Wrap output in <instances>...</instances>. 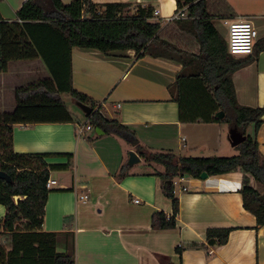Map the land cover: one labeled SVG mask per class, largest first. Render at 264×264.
<instances>
[{"label": "crops", "instance_id": "obj_1", "mask_svg": "<svg viewBox=\"0 0 264 264\" xmlns=\"http://www.w3.org/2000/svg\"><path fill=\"white\" fill-rule=\"evenodd\" d=\"M26 1L1 0L2 18L15 21ZM61 1L69 4L74 0ZM92 1L98 5L151 6L159 12L154 18L159 21L175 15L177 10L176 0ZM223 1L232 9V16L216 19L213 25L225 40L221 33L224 20H250L259 32L254 53L234 57L245 63L232 77L237 101L243 107L264 108V50H259L264 40V0ZM160 37L173 44H177V37H184L192 41V46L180 41L179 47L199 49L193 38L176 25L168 26ZM183 70V64L164 57L147 55L139 59L132 51L114 56L74 48V89L85 94L106 118L127 127L134 138L104 131V135H98L95 127L79 136V127L90 124L84 114L86 123L76 120L72 110L75 123L13 126L15 153L50 155L46 159L49 165L70 163L66 170L51 172L50 178L57 183L48 196L42 230L56 233L57 251L74 255L76 264H264V226L258 227L256 217L244 208L241 171L206 180L184 177L181 186L175 187L179 201L176 228L152 227L154 214L173 215V204L164 194L160 176L164 168L142 173L134 172L136 165H127L129 152L137 153L130 144L132 139L151 152L229 157L219 153H228L224 138L228 140L230 128L227 131L220 123L180 122L174 83ZM0 74H14L18 83L21 75L29 76L31 80H26L24 86L51 79L41 59L12 61L7 72ZM67 100L73 102L72 98ZM247 135L256 137L264 156V116L258 130L251 126ZM66 154L73 155L72 160L58 156ZM143 163L141 158L139 164ZM250 185L257 190L259 186L264 188L252 178ZM84 194L89 196L87 203L79 200ZM5 215L6 209L0 205V233ZM209 229L232 232L225 245L210 246Z\"/></svg>", "mask_w": 264, "mask_h": 264}, {"label": "trees", "instance_id": "obj_2", "mask_svg": "<svg viewBox=\"0 0 264 264\" xmlns=\"http://www.w3.org/2000/svg\"><path fill=\"white\" fill-rule=\"evenodd\" d=\"M1 2V0H0ZM184 18L164 25L154 20V8L129 4L98 5L92 0H27L17 12V19L5 21L0 13V73L7 72L12 61L41 59L51 79L39 80L15 91L16 106L10 113H0V169L12 182L0 181V205L6 209L1 223L7 243H0V264H76L74 255L57 251V234L43 232L45 206L51 190L46 188L52 171L66 170L65 165H49L50 155L19 154L13 150V126L17 124L75 123L62 99L67 94L73 102L93 108L87 118L91 127L107 135L134 138V134L116 120L105 117L96 104L72 84V52L74 48L93 49L105 55L134 52L137 58L147 55L164 57L183 64L184 70L174 83L175 102L179 105L180 122L227 123L247 135L251 126L262 124L264 108L241 106L236 97L233 74L245 63L228 53L227 42L213 25L216 19L232 16V9L223 0H176ZM170 25L189 34L199 47L192 51L179 47L180 41L192 46L190 39L177 37V44L161 39ZM260 51L264 50V40ZM259 52V51H258ZM223 111L225 118L215 115ZM238 154L229 157H182L173 153L151 152L141 145L137 154L147 163L164 168L163 190L172 201L173 215L154 214L152 227L157 230L176 228L179 201L175 197L174 180L191 177L201 179L243 173L241 195L244 208L264 226V195L250 185V178L264 186V156L256 137L236 147ZM72 160L73 155H58ZM24 200L18 203L14 197ZM232 229H209L210 246L228 242ZM179 253H182L179 250ZM174 264V263H168Z\"/></svg>", "mask_w": 264, "mask_h": 264}, {"label": "built area", "instance_id": "obj_3", "mask_svg": "<svg viewBox=\"0 0 264 264\" xmlns=\"http://www.w3.org/2000/svg\"><path fill=\"white\" fill-rule=\"evenodd\" d=\"M159 15L158 11H154V18ZM184 10L177 12L175 15L167 18L163 22L164 24L171 23L173 21L179 20L184 18ZM159 21V20H158ZM224 26L227 29L226 34V42H227V49L228 53L233 57H240V56H249L254 53L256 44L259 40V32L256 26L250 20L246 19H238V20H224ZM92 130L90 125H86L85 127H79L77 133L78 135H82L84 131ZM185 142V139H182ZM185 147V145H183ZM183 178H176L174 180V187L181 186V182ZM56 181L50 179L47 182L46 188L48 190H52V188L56 185ZM183 191H187V188L183 187ZM176 190L174 191V193ZM80 202L87 203L89 200V196L84 194L80 197ZM139 201H136L138 203Z\"/></svg>", "mask_w": 264, "mask_h": 264}, {"label": "rangeland", "instance_id": "obj_4", "mask_svg": "<svg viewBox=\"0 0 264 264\" xmlns=\"http://www.w3.org/2000/svg\"><path fill=\"white\" fill-rule=\"evenodd\" d=\"M134 10H135V7L132 6L129 9H126L125 12L127 14H130V13L132 14L134 12ZM218 26H220V24H218ZM221 33L224 36H226V34H227L226 28L224 26L221 27ZM34 77H36V76H33V75L31 76V78H34ZM20 80H21V82L18 83V81H16V77L14 76V74L8 75L6 77H2L1 74H0V113L1 114L10 113V112H12L14 110V108L16 106V97H15L16 89H18L20 87H25L24 84H26V80H31V79H30L29 76L24 78V76L21 75ZM68 98H70L69 95H67V94L62 95V99L64 101L67 102ZM66 105H67V107L70 110H72L74 112V114L76 116L75 117L76 120L80 119L83 124L86 123V121H87L86 118L84 117L83 113L81 112L79 107L74 102L68 101L66 103ZM220 124H223V127H224L225 130H227V131L229 130V126H228L227 123L222 122ZM224 145H228L227 146L228 153H225V151H222L221 153H219V156H222V155H225V154L228 155V156H232V155H235L236 152H238V150L236 148H233L231 146L229 140H225V138H224ZM216 154H218V153H216ZM214 156H216V155H214ZM133 169H134V172L139 171V172H142V173L151 172V171H153L155 169L163 171V167H161L160 165H156V164L149 165V164H146V162L143 163V164L136 165ZM54 177L58 178V175H54ZM187 183L188 182H183V184H185V185ZM258 189L260 190L261 193H264V188L263 187L259 186ZM0 243L6 244L7 243L6 237H1L0 238Z\"/></svg>", "mask_w": 264, "mask_h": 264}, {"label": "water", "instance_id": "obj_5", "mask_svg": "<svg viewBox=\"0 0 264 264\" xmlns=\"http://www.w3.org/2000/svg\"><path fill=\"white\" fill-rule=\"evenodd\" d=\"M76 105L79 107V109L83 112V114L85 115L86 118H89L92 113H93V108L90 106V105H86L84 103H81V102H77ZM215 117L217 119H220V120H223L225 118V113L223 111H219ZM96 133L98 135H104V132L97 128L96 129ZM231 146L233 148H236L238 147L239 145L243 144L246 140H247V135H244L243 133H241L237 127H233L229 130V138H228ZM130 144L133 148H136V146L138 145V141L136 139H132L130 141ZM141 163V158L140 156L134 151H130L129 152V159H128V162H127V165L129 167H133L137 164ZM209 176L207 173H202L201 175V180H206L208 179ZM1 180H4L6 182H9L11 183L12 182V179L11 177L5 173L4 171H2L0 169V181ZM14 200L18 203L19 201L21 200H24L22 197L20 196H16L14 197Z\"/></svg>", "mask_w": 264, "mask_h": 264}]
</instances>
